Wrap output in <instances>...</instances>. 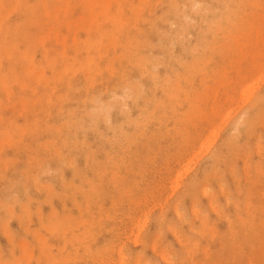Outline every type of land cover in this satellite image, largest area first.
Masks as SVG:
<instances>
[{
  "label": "rangeland",
  "instance_id": "obj_1",
  "mask_svg": "<svg viewBox=\"0 0 264 264\" xmlns=\"http://www.w3.org/2000/svg\"><path fill=\"white\" fill-rule=\"evenodd\" d=\"M0 264H264V0H0Z\"/></svg>",
  "mask_w": 264,
  "mask_h": 264
},
{
  "label": "bare ground",
  "instance_id": "obj_2",
  "mask_svg": "<svg viewBox=\"0 0 264 264\" xmlns=\"http://www.w3.org/2000/svg\"><path fill=\"white\" fill-rule=\"evenodd\" d=\"M197 4H198V3H197ZM196 6H197V5H196ZM109 7H110V6H109ZM109 7H108V8H109ZM103 8H105V7H103ZM108 8H107V10H108ZM107 10H106V12H108ZM133 10H134V9H133ZM100 11H101V10H100ZM137 12H138V11H137ZM123 13H124V12H123ZM90 15H91V14H90ZM26 18H27V17H26ZM94 19H95V17H94ZM95 20H96V19H95ZM120 20H121V19H120ZM91 21H92V20H91ZM120 22H121V21H120ZM123 23H124V22H123ZM75 24H76V23H75ZM117 26H118V25H117ZM173 26H174V25H173ZM17 27H18V26H17ZM219 27H220V26H219ZM118 30H119V29H118ZM208 32H209V31H208ZM112 34H113V33H112ZM113 35H114V34H113ZM190 36H191V35H190ZM80 37H81V36H80ZM115 37H116V36H114V38H115ZM117 37H118V36H117ZM117 37H116V38H117ZM85 41H86V40H85ZM67 44H69V43H67ZM46 50H47V49H46ZM121 57H122V56H121ZM142 57H143V56H142ZM53 59H54V58H53ZM130 62H131V61H130ZM65 65H66V64H65ZM249 68H250V67H249ZM41 69H43V68H41ZM113 69H114V68H113ZM113 69H112V70H113ZM102 70H103V69H102ZM107 70H108V69H107ZM194 70H195V69H194ZM114 71H115V70H114ZM195 71H196V70H195ZM109 73H110V72H109ZM154 73H155V72H154ZM182 73H183V72H182ZM245 73H246V72H245ZM42 75H43V74H42ZM112 75H113V74H112ZM44 78H45V77H44ZM184 78H185V77H184ZM167 79H168V78H166V80H167ZM185 79H186V78H185ZM166 80H165V81H166ZM178 84H179V83H178ZM178 84H177V85H178ZM246 87L248 88V84L246 85ZM246 87H245V88H246ZM249 87H250V86H249ZM160 89H161V88H160ZM243 90H245V89H243ZM248 90H249V88H248ZM241 91H242V90H241ZM242 92H243V91H242ZM249 92H250V91H249ZM249 92H248V93H249ZM248 93H247V95L250 94V93H249V94H248ZM177 94H178V93H177ZM241 94H242V96H243V93H241ZM241 94H240V95H241ZM185 95H186V94H185ZM236 95H237V94H236ZM242 96H241V98H242ZM59 98H60V97H59ZM247 98H248V97H247ZM48 99H49V98H48ZM159 102H160V101H159ZM162 103H163V102H162ZM167 104H168V103H167ZM124 105H125V104H124ZM157 106H158V105H157ZM160 107H161V106H160ZM162 107H163V106H162ZM158 108H159V107H158ZM155 109H156V108H155ZM149 115H150V114H149ZM150 120H151V119H150ZM77 240H78V239H77Z\"/></svg>",
  "mask_w": 264,
  "mask_h": 264
}]
</instances>
